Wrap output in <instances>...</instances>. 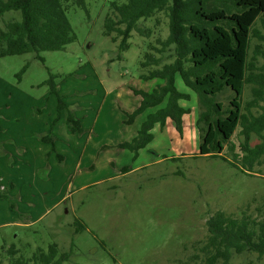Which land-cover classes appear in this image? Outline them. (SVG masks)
I'll use <instances>...</instances> for the list:
<instances>
[{
    "label": "rangeland",
    "instance_id": "1",
    "mask_svg": "<svg viewBox=\"0 0 264 264\" xmlns=\"http://www.w3.org/2000/svg\"><path fill=\"white\" fill-rule=\"evenodd\" d=\"M111 1L84 0L86 11L70 7L67 17L76 39L62 50L40 52L44 62L35 53L0 57V192L5 189L9 196L0 198V252L3 244L7 248L28 241L33 249L54 241L65 251L72 247L63 264H203L201 252L199 259L191 257L194 247L206 241L211 213H236L248 202L251 209L263 205L264 163L256 161L252 170L242 173L220 157L198 154L195 123L202 106L179 77L177 88L191 94L179 102L190 109L181 119V134L169 118L163 128L157 124L153 141L136 161L127 149L107 148L95 168L74 174V157L64 151L70 142L62 137L56 145L67 159L60 165L59 150L44 154L50 147L37 136L56 116V96L41 85L50 74L67 105L58 120H66L69 111L78 120H106L109 131L96 137L104 143L130 141L146 114L156 110L141 114L131 126L123 124L125 113L141 99L131 89L150 91L156 86L157 80L140 78L145 70L140 60L155 35L168 34L167 18L160 12L147 22L156 27L150 36L133 30L128 48L119 52V39L113 41L114 33L103 28ZM13 18L18 19V13L0 17V29ZM25 63L28 67L18 81L15 75ZM248 91L246 87L244 99ZM229 99L228 92L215 96L223 108ZM258 141L254 136L251 144ZM230 142L234 149L225 148L221 155L236 163L242 154L240 127ZM234 153L239 154L237 160ZM110 161L120 168L146 167L106 180L110 172H118ZM26 216L30 223L18 225ZM76 220L87 228L75 233ZM228 264H264V256L233 255Z\"/></svg>",
    "mask_w": 264,
    "mask_h": 264
},
{
    "label": "trees",
    "instance_id": "2",
    "mask_svg": "<svg viewBox=\"0 0 264 264\" xmlns=\"http://www.w3.org/2000/svg\"><path fill=\"white\" fill-rule=\"evenodd\" d=\"M72 6L86 11L84 0H0L1 18L7 13L19 15L18 19L4 21L0 29V57L35 53L44 62L40 52L64 49L76 39L67 17ZM160 12L167 18L168 34L164 37L154 34L140 60V66L145 69L140 78L154 79L157 83L150 91L132 88L140 96V103L125 113L127 118L123 123L130 125L149 108L156 110L146 114L130 141L103 145L100 149H127L134 161L138 151L152 141L154 125L163 127L168 118L181 134V119L190 109L179 102L188 101L191 92L202 106L196 122L199 155L220 157L242 173L252 170L256 161L264 163V0H113L103 28L114 33L113 41L119 39L121 52L128 48L133 30L141 36L153 33L155 25L151 27L147 22ZM27 67L25 63L15 75L18 81ZM51 77L52 74L41 85H48L56 96L53 120H57L67 105ZM177 77L190 92L177 88ZM246 87L249 91L244 99ZM221 92L230 95L225 108L215 100ZM66 120L70 131L82 132L71 111ZM238 127L243 142L241 157L235 163L221 153L225 148L234 149L230 141ZM254 136L259 141L252 145ZM238 155L233 154L236 160ZM131 169L130 165H124L118 171L124 174ZM0 198H9L5 189L0 192ZM262 204L251 209L248 202L236 213L222 210L211 213L206 220V241L194 247L191 258L199 259L201 252L203 264H228L233 255L264 256V201ZM10 206L14 208L12 203ZM74 225L75 233L87 228L80 220ZM31 246L28 241L19 246L12 243L7 248L3 244L0 264H63L72 254V247L65 251L54 241L47 242L45 247L38 245L32 249Z\"/></svg>",
    "mask_w": 264,
    "mask_h": 264
},
{
    "label": "crops",
    "instance_id": "3",
    "mask_svg": "<svg viewBox=\"0 0 264 264\" xmlns=\"http://www.w3.org/2000/svg\"><path fill=\"white\" fill-rule=\"evenodd\" d=\"M131 91H132V89H131ZM137 97H139V95H137ZM139 103H140V99L137 102L136 107L139 105ZM151 109L152 108H149L146 111H152ZM62 113H63V110H62ZM62 113H61V115H62ZM140 115L135 117L132 124H130V125H126L124 123L123 124L126 126L133 125L135 123L137 117H139ZM77 121L79 122L80 128L82 129V132H80V133L70 131V129L67 126V120H58V119L57 120H49L47 122V126L44 129H42L38 134L36 133L37 136L40 135L39 136L40 142L43 145H48L50 147V150H48L44 153L46 155H49L51 153V151H53L54 149L59 150L58 147H56V145H58V142L62 137L64 139H66L68 142H70L67 146V150L64 149V151L66 152L67 157H68V155H73V157H74V162H73V167H74L73 173L74 174L77 171H83V170L90 171L91 169L95 168L98 165V160H99L100 156L105 152V149H107V148L100 149L103 145H113V144L119 143V142L104 143L102 138H100V139L96 138L100 134L103 136V134L106 131L107 132L109 131V126L107 128L108 122L106 120H77ZM167 122H168V120H166L164 125H166ZM196 122H197V120H196ZM157 124L158 123H156L154 125V127ZM154 127L152 128V130L154 129ZM159 127L163 128L160 125H159ZM58 130H59V133H58ZM152 130H151V132H152ZM107 134L108 133H106V135ZM135 135H136V133L133 134L132 138ZM152 141H153V139H152ZM150 143H148V144H150ZM43 145L40 146V147H42V150L44 147ZM147 147H148V145L144 148H147ZM144 148H142V149H140V151H138L139 155ZM56 157H57L56 161L58 162V164L65 165V161L67 159L62 154V152L60 150H59V154L58 153L56 154ZM165 159H167V158H165ZM136 160H138V156H137ZM108 164H109V166H112V168H113L112 170L118 171V169L120 168L117 165H115V163L113 161H110ZM138 167L139 166L132 167V169L129 172L136 171L137 169H142L146 166H144V164H143V165H140L139 168ZM129 172H127V173H129ZM110 173H111V175H108L107 177H105V178H107L106 180H111L113 178H123L124 175L126 174V173L122 174L119 171L117 173H113V171ZM88 184L89 183H87V186H88ZM11 186L12 187L14 186L13 182L11 183ZM54 204H56V203H54ZM25 218L26 219H24V220L21 219L20 223H17V224L18 225H20L21 223L24 225L29 224L30 223V219H29L30 217L26 216Z\"/></svg>",
    "mask_w": 264,
    "mask_h": 264
}]
</instances>
